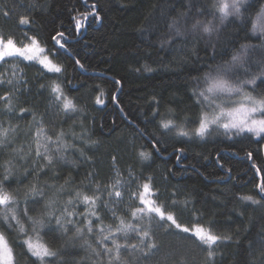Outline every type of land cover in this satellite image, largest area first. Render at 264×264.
I'll return each mask as SVG.
<instances>
[{
	"label": "trees",
	"instance_id": "16d2710c",
	"mask_svg": "<svg viewBox=\"0 0 264 264\" xmlns=\"http://www.w3.org/2000/svg\"><path fill=\"white\" fill-rule=\"evenodd\" d=\"M213 3L215 0H202L199 3L197 0H3L0 3V11L15 6L10 18L0 14V33L25 43V33L38 36L41 44L55 53L53 59L63 68L62 73H49L35 62L23 61V79L28 84L17 85L23 92V95L17 94L18 100H14L17 108L30 107L38 101V113L46 110L55 112L54 104L51 109L48 108L51 101L48 93L43 91L38 97L37 90L40 84L51 81L60 83L69 96L76 98L83 111L70 118L61 113L57 117L58 122L65 129L72 125L78 135H83V139L75 143L95 161L94 164H86L78 153L70 149L66 153L67 159L75 161L78 167L74 168L71 163H58L56 171L60 173V179H55L51 173L41 175L37 186L43 187L45 181L48 184H63L68 173L75 178L77 185L81 180L87 184L84 179L86 171L92 169L100 173L94 178L97 182L110 183L109 177L113 175L111 158L115 156L116 167L121 174L128 175L131 168L138 176L143 173L144 176L153 177L155 187L163 193L159 204L166 205L171 192H177L174 199L190 201L189 209H194V212L181 213L168 209L176 213L178 222L183 226L191 228L200 223L207 227L209 221H216L213 230L232 237L229 241L214 245L211 249L214 256L209 258L207 246L191 234L175 229L169 231L167 223L153 217L151 227L155 242L159 245L158 250L145 259L139 251L122 249L121 257L127 264H264V194H260L257 188L264 179V134L259 137L252 133L225 134L223 129L217 130L213 126L201 139L191 135L193 125L185 124L189 137L177 135L175 130L166 134L158 131L162 141H157L159 153L153 152L152 158L147 161H141L137 155L141 150L152 151L151 144L137 135L136 126L156 128L152 122L155 108L158 107L162 114L166 113V107L178 113L188 109L187 114L194 115L196 109L189 108V93L194 87L190 77L208 71L206 65L230 61L242 44L256 46L262 43L259 34L251 32L250 25L246 33L240 21L232 22L231 17L220 25L219 33L211 36L200 30L187 32L185 39L169 36L168 26L174 19L187 29L197 20H213L207 10L203 15L197 12L205 4L211 7ZM91 5L96 6L99 19L89 16L86 26L77 32L73 17L80 19V13L91 12ZM182 13L187 15L182 17ZM20 15H27L34 23L20 25ZM57 32L65 34V47L70 54L51 39ZM173 38L176 44L164 43L161 50V43ZM244 59L246 67L257 72L264 67V48H249ZM76 60L83 68L75 63ZM145 64L152 71H145ZM196 69L201 71L197 72ZM240 75L241 78H250L245 77L242 70ZM116 81L120 83L116 84ZM26 87L31 91L24 92ZM245 90L257 94L251 87ZM3 91L7 89H0V92ZM257 91H264V86ZM97 96L104 100L103 104L95 102ZM153 97L161 102L159 106L150 104ZM160 118L158 116L156 120ZM0 121L4 122L5 127L8 122L19 125L13 146H22L25 153L34 151L37 140L44 145L45 135H52L48 130L37 138L40 125L34 123L31 116L21 119L0 112ZM88 140L98 143H85ZM48 147L50 154L55 155V145L49 144ZM40 150L43 151V147ZM248 153H252L251 157ZM12 158L11 154L0 156V163ZM31 159L34 157L27 163L13 159L17 181L8 186L10 189H18L22 194L30 183L35 182L32 177L24 179L22 176L24 169L30 167ZM2 172L3 168H0ZM82 190L92 194L87 187ZM47 191L51 194L53 189ZM243 195L252 196L260 204L252 205L250 201L237 198ZM138 206V203L126 197L117 214L126 223L136 224L137 221L131 218L126 208ZM101 215L105 225L118 223L106 211H102ZM197 217L200 219L197 220ZM36 239L33 235V240ZM40 239L42 242L51 241V237L43 233ZM118 242L140 243L135 233H128L127 238L118 236ZM74 243L78 245L79 241ZM62 245L63 241H58L56 247ZM13 247L17 253L22 251L15 244ZM75 250L79 253L78 258L86 256L83 249L77 247ZM25 259L27 264H32L31 260ZM17 260L20 261L19 256Z\"/></svg>",
	"mask_w": 264,
	"mask_h": 264
},
{
	"label": "snow or ice",
	"instance_id": "6c2138e0",
	"mask_svg": "<svg viewBox=\"0 0 264 264\" xmlns=\"http://www.w3.org/2000/svg\"><path fill=\"white\" fill-rule=\"evenodd\" d=\"M0 3H3V0H0ZM85 6L87 7L86 4ZM5 7H7L6 4ZM90 7L92 11L80 13V19L73 17L77 32L86 26L89 16L99 19V13L95 10L96 6ZM206 10L212 15L213 20H197L190 29H187L179 20L174 19L168 26L169 36L185 39L187 32L195 33L198 30L211 36L213 33H219L220 25H224L231 17L232 22L240 21L246 33L250 25L251 32L259 34L258 38L262 39V43L256 46L242 44L230 61L206 65L208 71L203 72L202 75L190 77L194 87L189 93L191 100L189 108L196 109L194 115H188V109L178 113L171 107H166V113L162 114L157 107L152 111V122L156 124V128L149 129L147 125L145 128L136 126L137 135L152 147V151L141 150L137 153L141 161L150 160L153 152L159 153L157 141L161 143L162 141L157 134L158 131L166 134L175 130L177 135L189 137L190 133L185 130V124L193 125L191 135L201 139L213 126L217 130L223 129L225 134L252 133L258 137L264 134V91H257L260 86H264V67H260L254 73L246 67L244 59V54L249 48H264V0H215L211 7L205 4V7L197 9V12L203 15ZM14 11L15 6L8 8L7 11H0V14L10 18ZM185 15L187 13L181 14L182 17ZM18 23L31 25L34 21L27 15H20ZM51 39L70 54V50L65 47L67 39L63 32H57ZM24 40L27 42H18L11 35L5 36L0 33V69L4 68L9 58H14L35 62L49 73L63 72V68L51 58L55 53L43 47L38 36H28L25 33ZM164 43L174 45L176 41L174 38L164 40L161 43V50ZM75 63L83 68L79 60ZM144 68L145 71H152L146 64ZM240 70L245 77L250 78H241ZM16 71L15 65L0 71V89H7L0 92V105H2L0 112L16 115L21 119L24 116H31L33 122L40 125L36 132L37 138L48 130L52 132V135H45L44 145H40L37 140L34 151L25 153L22 146H13L19 125L14 126L8 122V126L5 127L4 122L0 121V156L11 154L13 157L0 163V168H3V172L0 173V264H27L25 258L31 260L32 264H127V261L121 257L122 249L131 252L139 251L141 256L147 259L159 248L151 227L153 217L162 223H167L169 231L175 229L178 232L191 234L202 245L207 246L209 258L214 256L211 250L214 245L232 239L231 236L217 234L213 230L216 221H209L207 227L200 223L191 228L183 226L178 222L176 213L168 209H175L181 213L194 212V209H189L190 201L174 199L177 192H171L168 194V203L159 204L158 200L163 193L155 187L153 177L144 176L143 173L138 176L129 168L128 179L124 180L116 167L115 156L111 158L113 175L109 177L110 183L97 182L94 178L100 173L92 169L86 171L84 179L87 180V184L81 180L77 185L75 178L68 173L63 184H48L45 181L43 187H38L41 175L48 176L51 173L55 179H60V173L56 171L58 163H71L74 168L78 167L75 161L67 159L66 153L70 149L78 153L86 164H94L95 161L75 143L82 140L83 135H78L72 125L66 129L61 127L57 119L61 113L70 118L73 114L83 111L78 106L76 98L69 96L60 83L51 81L39 85L37 96L46 91L51 98L48 108L51 109L54 104L55 112L46 110L44 113H38V101L30 107L17 108L14 100H18L17 94L23 95L17 85L21 83L27 85L28 81L23 79V73L20 79H17ZM196 71L201 70L196 69ZM247 87H251L257 94L245 92ZM30 91V88L24 89V92ZM95 102L103 104L104 100L97 96ZM150 104L159 106L161 102L153 97ZM158 116L161 118L156 120ZM46 117H48L47 121ZM169 117H175V119ZM178 120L182 122L178 123ZM81 127H83L82 123ZM85 143L95 145L98 142L88 140ZM49 144L55 145V155L50 154ZM41 147L43 151L40 150ZM179 151L182 152L183 149ZM251 155L252 153H248L249 157ZM32 157L34 159H31L30 167L24 169L22 176L24 179L32 177L35 182L30 183L22 194L18 189H10L8 186L17 181L13 170V159L27 163ZM256 171L259 172V169ZM84 187H87L92 194L83 191ZM257 188L260 194H264V179ZM47 189H53L51 194ZM126 197L139 205L135 208H126L131 218L137 221L136 224L126 223L125 219L117 214V209L124 204ZM237 198L241 201H250L252 205L260 204L250 195ZM102 211L110 213L111 219L118 223L105 225ZM199 219L197 217V220ZM145 220L148 221L147 224L144 223ZM41 233L51 237V241L42 242ZM128 233L136 234L139 245L118 242V236L123 235L127 238ZM33 235L37 237L35 241ZM13 237L17 238L13 239ZM58 241H63V245L59 248L56 247ZM75 241H79V244L76 245ZM14 244L22 251L17 253L13 247ZM77 247L85 251L84 258H78L79 253L75 250ZM17 256L20 257V261L17 260Z\"/></svg>",
	"mask_w": 264,
	"mask_h": 264
},
{
	"label": "rangeland",
	"instance_id": "374dc122",
	"mask_svg": "<svg viewBox=\"0 0 264 264\" xmlns=\"http://www.w3.org/2000/svg\"><path fill=\"white\" fill-rule=\"evenodd\" d=\"M42 46L45 47L44 45H42ZM51 58L53 59V57H51ZM53 61L59 65V63L57 61H55V59H53ZM22 62H23L22 59L9 58L8 61H7V63L4 65V68L3 69H0V71H5L10 66L15 65L17 67L16 77H17V79H20L22 73H24L23 67H22ZM41 68H42V66H41ZM245 92H248V91L245 90ZM234 99H239V97H234ZM122 177H123L124 180H127L128 179V175L127 174H122Z\"/></svg>",
	"mask_w": 264,
	"mask_h": 264
}]
</instances>
